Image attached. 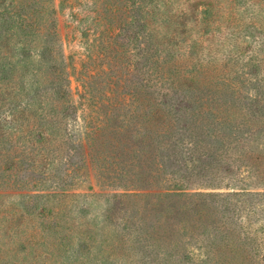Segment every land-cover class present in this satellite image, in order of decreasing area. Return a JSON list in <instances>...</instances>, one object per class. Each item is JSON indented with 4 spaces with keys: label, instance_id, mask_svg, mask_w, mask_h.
<instances>
[{
    "label": "rangeland",
    "instance_id": "374dc122",
    "mask_svg": "<svg viewBox=\"0 0 264 264\" xmlns=\"http://www.w3.org/2000/svg\"><path fill=\"white\" fill-rule=\"evenodd\" d=\"M7 1L56 44L31 141L0 102V264H264V0Z\"/></svg>",
    "mask_w": 264,
    "mask_h": 264
},
{
    "label": "trees",
    "instance_id": "16d2710c",
    "mask_svg": "<svg viewBox=\"0 0 264 264\" xmlns=\"http://www.w3.org/2000/svg\"><path fill=\"white\" fill-rule=\"evenodd\" d=\"M7 2V0H0V9H4L0 13V17L5 19L0 23V102L7 103L12 111L11 120H13L14 125L12 135H15L21 141H31L35 126L30 125V116L36 110L39 112L45 109L41 98L43 97V76H48H46L42 62L55 53L54 45L56 44V40L50 39L49 35H47L46 39L42 38V40L30 38L32 37L30 32L35 30L37 26H40V30L42 27H46V29L48 27L45 22L46 12L43 8H39L33 3L29 6L33 10V13H31L30 10L26 9L25 11V9L21 8V6H27L26 2L22 5L18 1H13L11 4H7ZM8 17L15 19L13 26L16 24L18 28L14 27V29H10V32L14 33V35L7 34L3 37L2 29L6 28L7 24H9L8 22H11ZM19 32L28 34L25 37L19 35L20 37H16L15 39V35H18ZM27 36L29 38H26ZM36 63L39 65H36ZM64 78V73H62V75L57 77L55 84L57 83V86H60L64 82ZM62 88H59L61 92ZM31 90L32 93L29 92ZM58 93L55 97L56 100H59L58 96L61 99L67 96L66 93L64 95H60V92ZM23 96L26 98L25 100H22L21 97ZM45 98L48 101L50 100L49 96ZM55 113L56 109L52 108L44 115L43 112L39 113V115L46 117L48 114ZM22 133L26 134L22 135ZM38 134H40L37 137L38 142L35 141L37 145L30 144L31 149L34 151L41 149L40 146L44 139L42 131H39ZM24 145L27 146L25 143ZM167 211L173 214V209H168ZM163 217H165L164 211L156 212L152 220H157L159 226H161L163 224L161 222L164 219ZM167 219L168 221L166 222H168L169 226L175 220L172 219V216L167 217Z\"/></svg>",
    "mask_w": 264,
    "mask_h": 264
}]
</instances>
